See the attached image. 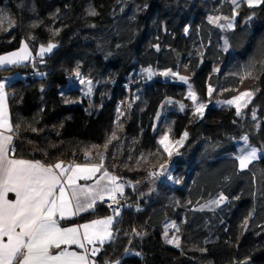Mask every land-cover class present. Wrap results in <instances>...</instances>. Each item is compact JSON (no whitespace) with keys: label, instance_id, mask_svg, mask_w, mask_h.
<instances>
[{"label":"trees","instance_id":"1","mask_svg":"<svg viewBox=\"0 0 264 264\" xmlns=\"http://www.w3.org/2000/svg\"><path fill=\"white\" fill-rule=\"evenodd\" d=\"M233 8L231 0H0V54L21 41L33 51L57 45L33 62L0 69V78L19 72L5 89L11 155L50 164L101 163L102 155L124 185L119 216L101 204L81 216L111 210L114 217L113 238L95 264L264 261V153L245 169L237 159L243 136L264 146V3L241 2L230 29L209 22L232 18ZM138 69L154 76L138 79ZM30 70L34 76L23 79ZM77 70L95 84L91 96L68 84ZM166 71L187 83L164 79ZM189 86L205 105L202 115L187 98ZM244 88L254 95L240 116L215 104ZM184 132L170 162L178 184L147 178L169 160L158 139ZM221 194L226 199L213 203ZM168 221L178 223L179 247L168 243Z\"/></svg>","mask_w":264,"mask_h":264},{"label":"snow or ice","instance_id":"2","mask_svg":"<svg viewBox=\"0 0 264 264\" xmlns=\"http://www.w3.org/2000/svg\"><path fill=\"white\" fill-rule=\"evenodd\" d=\"M245 3L249 8H254L264 0H232L234 5L232 18L209 17L210 23H217L221 19L229 21L220 27L232 28L237 12L235 8L240 3ZM90 15H96L95 10L89 11ZM4 17L0 16V21ZM251 19V17H249ZM188 29L185 28V32ZM57 45L48 43L41 45L38 55L43 57L50 53ZM28 44L21 41L18 50L0 55V66L16 65L31 57ZM150 75L151 71L149 70ZM169 72L160 75L168 76ZM176 75V73H171ZM246 76L251 73H246ZM76 76L80 73L77 70ZM180 80L187 82V78L181 76ZM84 83V80L80 81ZM242 82V81H241ZM91 84V81H88ZM5 84L0 82V264H95V257L104 243L113 238V216L98 219L82 225L61 227L59 220L78 215L80 212L93 209L97 200H103L105 195L114 203H118L117 193L123 195L124 185L119 183V177L103 171L95 186L82 187L77 184L78 180L92 179L103 168V156H100L99 164H68L63 161L53 164H44L39 160H26L15 158L10 153H15L12 146L14 130L7 113ZM89 91L91 89L89 88ZM214 90L209 86L208 93ZM252 91H243L231 99L223 101L232 106L236 115L242 114L253 98ZM188 97L196 105L195 114H203L204 104L197 103V97L189 86ZM181 105V110H183ZM255 118V110H253ZM17 130L19 125L16 126ZM170 131V130H169ZM188 133L184 132L181 139L175 144H182ZM115 138V134H113ZM247 140V137H244ZM111 141H109L110 143ZM158 143L163 147L171 158L172 142L169 134L165 133ZM106 147V145H105ZM258 149L251 148L237 157L240 169H245L258 158ZM159 173H150L152 176L163 175L165 165H161ZM171 179V177H168ZM107 180L106 184L101 181ZM14 193L15 199H8V194ZM226 199L221 194L220 198L213 203L220 204ZM114 215L119 216V209H114ZM135 231V230H134ZM140 235V233H137ZM6 238V240H5ZM179 247L178 237L168 240ZM62 245H77L84 251H68L67 248L53 254L52 249H60ZM89 245L93 247L89 249Z\"/></svg>","mask_w":264,"mask_h":264},{"label":"rangeland","instance_id":"3","mask_svg":"<svg viewBox=\"0 0 264 264\" xmlns=\"http://www.w3.org/2000/svg\"><path fill=\"white\" fill-rule=\"evenodd\" d=\"M232 1V0H231ZM245 4V3H244ZM246 5V4H245ZM229 20H231V18H229ZM229 21H226V20H224V19H221L220 21H218L216 24H217V26L218 25H223V24H227ZM232 23H233V25H234V21H232ZM218 27H220V26H218ZM220 28H222V29H230V28H227V27H220ZM48 43H50V42H48ZM48 43H46V44H39L37 47H36V49H35V51H33V50H31L30 49V47L28 46V48H29V50H30V52H31V57L28 59V60H25V61H23L22 63H19V64H16V65H7L6 67H13V66H19V65H23V64H26V63H28L29 62V60L30 59H33V60H35V59H38V58H42L41 56H39L38 55V52H39V49H40V46L41 45H44V46H47V44ZM52 43V42H51ZM21 47V45L18 47V48H16L15 50H18L19 48ZM15 50H13V51H15ZM10 52H12V51H10ZM10 52H6L5 54H7V53H10ZM51 53V52H50ZM50 53H45L44 54V56L45 55H48V54H50ZM43 56V57H44ZM32 60V61H33ZM31 62V61H30ZM3 68H5V66L3 67ZM0 69H2V68H0ZM151 73H153V72H151ZM170 74L168 75V76H163L162 75V77L164 78V79H169V80H175V81H179V82H184V83H187V82H185V81H183V80H180V77L181 76H183L182 74H178V73H176V72H169ZM171 73H176V75H171ZM5 77H3V78H6V77H10L11 76V78H14V77H16V76H19V72H17V70H14V72L13 73H8V74H6V75H4ZM154 76V73L152 74V75H150V73H149V70L148 71H145V70H141V69H138V71H137V73H136V77L138 78V79H140V78H142V80H144V79H151L152 77ZM183 77H185V76H183ZM81 80H84L85 82L84 83H81L80 81ZM88 81H90L89 79H87V78H84V77H82V76H79V77H77L76 76V71L75 72H73L71 75H70V77H69V80H68V84H72V85H75V86H77L78 88H79V92H80V95L81 96H91L92 94H93V91H94V88H95V84L91 81V84H89L88 83ZM130 84V87L132 86V83H129ZM89 88L91 89V91H89ZM129 90H131V91H133V89H129ZM243 91H250L249 89H247V88H244V89H240L239 91H237V93H235L234 94V96H236V95H238L240 92H243ZM188 93H189V88H188ZM188 93H187V98L192 102V107H194V110H195V108H196V105H194L193 104V101L188 97ZM234 96H232V97H234ZM231 97V98H232ZM230 98V99H231ZM133 100H134V97H133ZM225 101V100H224ZM198 103V102H197ZM199 104V103H198ZM215 104L218 106V105H226V104H224L223 103V101L222 100H220V101H215ZM226 106H229V105H226ZM230 107H232V106H230ZM232 108H234V107H232ZM119 108H116V110H118ZM235 109V108H234ZM127 110H128V108H127ZM236 111V110H235ZM126 112V111H125ZM118 115V114H117ZM164 135V134H163ZM162 135V136H163ZM161 136V137H162ZM160 137V138H161ZM160 138L158 139V141L160 140ZM169 139H170V141L172 142V144L170 145V147H172V156H174L175 157V154L178 152V149L180 148V144H175V141H178V140H180L179 138H171L170 136H169ZM184 143V142H183ZM160 145V144H159ZM161 146V145H160ZM257 148L259 151H258V153H257V155L259 156L260 154H262V153H264V146H262V148H259V147H255V146H253V145H251V144H249L248 143V141L247 140H245L244 139V136L243 137H241L240 139H239V141H238V156H240L242 153H245V152H247V151H249L251 148ZM161 148L163 149V147L161 146ZM164 151V150H163ZM166 153V152H165ZM166 155H167V157L169 158V156H168V154L166 153ZM173 157V158H174ZM170 160V159H169ZM169 160L167 161V162H164V165H165V167H166V171L164 172V174L163 175H156V176H152V175H150V173H159L160 171H161V167L160 168H155V169H152V170H150L149 172H148V174H147V178H154L155 177V179H157L158 181H160V182H164V183H166V184H168L169 186H171V187H174L176 184H178L177 183V179L175 178V176L172 174V172H171V169H170V162L172 161V159H171V161L169 162ZM171 177V179H169L168 177ZM178 231H179V226H178V223H176L175 221H168V223H167V225H166V227H165V232H166V235H167V240H170V239H172L173 237H178V239H179V234H178ZM171 244H173V245H176L175 243H171ZM246 258H248L249 260H253V262H254V264H264V261H258V260H256L254 257H252V256H250V255H248V256H246Z\"/></svg>","mask_w":264,"mask_h":264},{"label":"crops","instance_id":"4","mask_svg":"<svg viewBox=\"0 0 264 264\" xmlns=\"http://www.w3.org/2000/svg\"><path fill=\"white\" fill-rule=\"evenodd\" d=\"M5 53L3 54H0V55H4ZM33 59H30L29 62H33L32 61ZM28 62V63H29ZM6 67L7 65H2L0 66V68H3V67ZM5 77V76H4ZM18 76L14 77V78H11V76L9 77H6L7 79H15L17 78ZM6 93V92H5ZM6 105H7V113H8V116L10 118V109H9V105H8V99L6 98ZM11 155V153H10ZM261 155V154H260ZM259 155V156H260ZM258 156V157H259ZM15 158H18V159H26V160H37V159H31V158H23V157H15ZM41 161V160H39ZM42 163L44 164H50V163H45L44 161H41ZM59 162V161H58ZM65 165H68V164H99V163H91V162H85V163H78V162H71V161H63ZM57 163V162H55ZM55 163H52L53 165ZM238 167H239V162H238ZM240 168V167H239ZM107 171L109 172L111 175H114L112 172H110L109 170H107L104 166L103 168L101 169L100 172H97L95 174V176L92 178V179H88V180H84V179H81V180H78L77 181V184L82 186V187H92V186H95L96 184V181L100 179L101 175L103 174V171ZM115 176V175H114ZM119 183H122L120 180L118 181ZM102 184H106L107 183V180H104V181H101ZM105 197H107V195H105ZM8 199L10 200H14L15 199V194L14 193H9L8 194ZM100 205V200H97L96 201V204L94 206L93 209H90L88 211H83V212H80L78 215H75V216H71L67 219H63V220H59V223H60V226L61 227H71V226H77V225H82V224H85V223H90L91 221H94V220H98V219H104L106 217H109V216H112V213H111V210L108 211V214H103L99 217H95V218H81V216H83L85 213H88V212H91L93 210H95L98 206ZM6 240V238H5ZM110 240L106 241L104 244L108 243ZM89 249H91L93 246L92 245H89L88 246ZM67 248L68 251H76L78 253H82L84 250L83 249H80L77 245H70V246H66V245H62L60 249H52V252L53 254L55 253H58L59 251H62L63 249ZM101 249V248H100ZM96 257V256H95ZM95 257H91L90 256V259L91 260H94L95 261Z\"/></svg>","mask_w":264,"mask_h":264},{"label":"built area","instance_id":"5","mask_svg":"<svg viewBox=\"0 0 264 264\" xmlns=\"http://www.w3.org/2000/svg\"><path fill=\"white\" fill-rule=\"evenodd\" d=\"M33 76H34V71L30 70L23 76V79L29 80ZM0 82H3L5 84V89H6V87L9 84H11L12 81L7 79V78H0ZM123 86L126 87V88H130V84L129 83H123ZM5 89H4V91H5ZM182 135H183V133L181 134L179 139H181ZM183 142H184V140H183ZM182 144H180V145H182ZM117 200H118V203H114L111 199H108V197H105L103 200H100V204L103 205V206H108V207H110L113 210L114 209H119V211H121V209L123 207V204H124V200H125L124 195L121 196L119 193H117Z\"/></svg>","mask_w":264,"mask_h":264},{"label":"water","instance_id":"6","mask_svg":"<svg viewBox=\"0 0 264 264\" xmlns=\"http://www.w3.org/2000/svg\"><path fill=\"white\" fill-rule=\"evenodd\" d=\"M173 157H174V156H171V158H169V159H170L169 162L171 161V159H173Z\"/></svg>","mask_w":264,"mask_h":264}]
</instances>
